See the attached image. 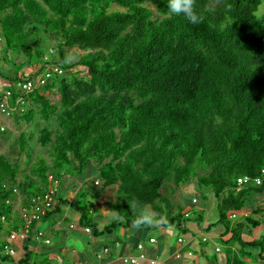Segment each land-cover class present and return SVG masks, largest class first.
Here are the masks:
<instances>
[{
	"label": "trees",
	"instance_id": "obj_1",
	"mask_svg": "<svg viewBox=\"0 0 264 264\" xmlns=\"http://www.w3.org/2000/svg\"><path fill=\"white\" fill-rule=\"evenodd\" d=\"M167 3L0 0V62L17 54L29 68L22 76L0 73L13 101L20 96L18 83L54 67L63 71L51 70L46 84L29 96L25 112L13 114L18 122L33 124L38 116L46 124L37 143L47 156L37 157L20 180V166L0 155V216L10 232L22 228L21 209L48 191L49 178L59 182L58 205L23 241L22 264L31 262L27 244L42 232L37 225L63 207L76 211L80 226L101 238L133 228L134 202L147 205L159 221L137 233L174 229L178 242L192 236V221L209 235L222 227L220 251H215L226 248L224 264L264 261V241L248 239L264 227V0H196L204 18L199 24L169 15ZM75 49L83 54L63 63ZM82 72L87 76L80 77ZM34 137L21 134L18 140L29 163L28 142ZM87 171L97 178L86 182ZM70 173L85 183V194L78 195L83 207L60 195ZM244 176L260 177L262 184L238 187ZM193 182L212 191L218 202L217 219L209 225L203 212L190 214L167 194L170 184L173 193ZM110 189L116 197L108 206L119 218L99 227L98 216L89 214L95 216ZM37 240L47 239L44 234ZM144 241L133 242L132 252L146 246ZM200 243L208 246V240ZM162 255L153 258L165 263ZM203 255L207 264H221ZM186 257L194 256L175 259ZM1 260L20 264L13 256Z\"/></svg>",
	"mask_w": 264,
	"mask_h": 264
},
{
	"label": "rangeland",
	"instance_id": "obj_2",
	"mask_svg": "<svg viewBox=\"0 0 264 264\" xmlns=\"http://www.w3.org/2000/svg\"><path fill=\"white\" fill-rule=\"evenodd\" d=\"M148 6L153 9L155 11V6L152 3H149ZM264 13V5L261 8V12L260 14ZM48 49V47H47ZM75 55H82L83 53L77 49L74 50ZM1 58V57H0ZM25 62V58L23 56H18L17 54H9V59L8 60H3L0 62V73H6V71H12L9 75L11 77H16L17 75H24V74H28L29 73V68L28 66H24L23 63ZM18 65V66H14V65ZM13 69V70H11ZM87 73L86 72H82L80 77H86ZM56 101H59V95H57L56 97ZM3 124L6 127V131L5 132H0V155L2 156H7L13 163H17L20 166V174H19V179L23 180L24 176L26 174H30L31 173V169L34 165V163L37 160V157L40 156H47L46 151L41 149L40 145L37 143V135L40 131L41 128H43L46 124L44 122H42L39 117L37 116L34 123L33 124H28L25 122H18L17 120H15V117H10V118H5L3 119ZM21 134H26L27 138L29 137L30 134H34L36 137L33 138L32 141L28 142V149H30L32 151V160L29 163L26 153H22L20 150V145L18 144V140L21 136ZM88 179L85 180L86 182L89 183V181L91 180H95V178H97V173L94 171H87L86 172ZM86 178V177H85ZM78 180V181H77ZM80 179H78L77 176H72V173H70V175H67L66 178H64L62 180V185H61V191H60V195L63 199H65L66 197H70L71 199H75L76 201H80V206L83 207V205L85 204L84 201L80 200L78 198V195H83L85 194V183L81 182L80 183ZM77 186V187H76ZM171 186L172 184H170L167 187V194L169 197H173V200L177 203L180 204L185 210H187L188 213L190 214H194V213H199V212H203L205 215V223L204 225H209L210 223L214 222L217 219V206H218V202L216 200V198L214 197L212 191H208L207 189L203 188V189H199L196 185V182H193L192 185H190L187 188H182L180 190H176L175 192L172 193L171 191ZM79 193V194H78ZM107 195H108V200L109 202H104L105 204H103L102 209L96 208V213L95 216L92 214H89V217L93 218V217H102V211H104L106 214L105 219L106 221L104 223H101L99 220H97V224L100 225L101 227L103 225H109L111 224L115 219H116V214L114 212L111 211V209L109 208L108 204H110L112 201H114L115 198H113V196H116V190L115 189H110L107 191ZM113 198V200H112ZM195 198L198 202L196 203V205L194 206L191 201L192 199ZM104 201V200H103ZM67 208L63 207L62 208V212L60 214H58V218H63L64 213L66 212ZM76 217L78 218V214L71 210L69 213V222L70 223H75V228L73 230H69L68 229V224L64 223V227L66 228L67 231V238L68 241H70V243H72V237L75 235V233L77 234H82L83 235V240L82 242H86V241H91V235L86 234L83 232V230H81L78 221H75ZM57 218V217H56ZM54 219V218H53ZM52 220V219H51ZM50 220V221H51ZM49 221V222H50ZM191 225H195L194 221L190 222ZM7 227V226H5ZM167 231L170 234V244L171 245H176L177 244V239L178 237H180L179 233L174 230V229H167L164 230L163 228H157V229H153L150 230L149 232H144L142 234L137 233L136 229L132 228L128 231H126L127 234L132 233L133 237H132V243L135 242L138 238H142L143 240H145V244L148 248H152L154 246L150 245L148 243V240L150 238V236H154L157 237L159 240H161L163 237V232ZM221 231H224V229L222 227H218L215 228L211 231V235L212 236H216L217 235H213V234H218L221 233ZM138 234V236H137ZM207 234V233H206ZM168 235V234H167ZM209 235V234H208ZM210 236V237H212ZM119 239V240H124V237H122L119 233L114 234V237L111 238L109 236L106 237H101L98 238V240L96 239V242H103L105 244H110L112 243L113 239ZM208 238V236H207ZM202 238L200 237L199 241ZM249 240H259V241H264V227H261L257 230H254L252 232V235L250 236V238H248ZM87 244V243H85ZM217 245H221L220 240H213L210 239L208 241V246L206 248H204L203 250L207 253V255L209 256V258H214L216 257L217 259H219L221 264L225 263V257L227 254V250L226 248H223V252L221 253H216L215 249ZM54 246V244L52 245V247ZM93 249L91 250V252L89 253V259L93 262L95 261V258L97 255H101L102 254V248L101 246H97L94 245V247H92ZM206 249V250H205ZM3 251V248H2ZM194 254V253H193ZM4 255H6L4 253ZM10 257H12V255H9ZM18 258L21 257V255L19 254L17 256ZM67 259H70L68 263L66 264H74L75 262V256L71 255V254H67ZM194 257H197L196 254H194ZM198 257L200 258V256L198 255ZM88 259V261H89ZM51 264L52 260L51 258H49L48 256H40L39 258H34V256L31 258V262L29 264ZM0 264H15L14 262H10V261H5L2 262L0 261ZM116 264H120L119 262H117ZM258 264H264V261H260Z\"/></svg>",
	"mask_w": 264,
	"mask_h": 264
},
{
	"label": "crops",
	"instance_id": "obj_3",
	"mask_svg": "<svg viewBox=\"0 0 264 264\" xmlns=\"http://www.w3.org/2000/svg\"><path fill=\"white\" fill-rule=\"evenodd\" d=\"M2 82H0V93H2L5 90H8L4 87H2ZM61 187V186H60ZM116 196H113L115 198ZM70 200H72L70 197H68ZM112 198V200H113ZM195 198L192 199V201ZM104 202H109L108 200V195L105 197L104 201L101 204V209L103 207ZM67 208L66 212L64 213L63 218H58V214H55L53 216H50V218L44 220L43 222L39 223L37 225V229L41 230L45 234V238L47 240H50V244H46L43 240H37L35 238L29 240V244H27V247L31 249L32 254H30L31 258L34 256V258H39L40 256H48L51 258L52 263L51 264H66L69 262L70 259H67V254H71L75 256V262L74 264H116L117 262L120 261V258L124 255L133 253V243H132V237L133 234H127L125 230H120L118 233L124 237V240H119V239H113L112 243L110 244H105L103 242H96V239L98 238L94 237L91 233H87L84 228H81L84 233L91 235V241H86L82 242L83 235L75 233V235L72 237V243L68 241L67 238V231L66 228L64 227V223L68 224V229L73 230L75 228V223H70L69 222V213L72 210L69 206H65ZM74 211V210H73ZM62 212V211H61ZM76 212V211H75ZM77 213V212H76ZM78 214V213H77ZM106 213L102 211V217L96 218L99 220L101 223H104L106 221L105 215ZM57 217V218H56ZM54 218V219H53ZM52 219V220H51ZM51 220V221H50ZM50 221V222H49ZM75 221L80 222V215L78 214V218L76 217ZM7 225H3V230H0V261L5 262L1 260L2 257L6 256L4 255V246L5 245H10L14 251L15 254L12 255L13 259H16L20 264H22V260L26 257V253L24 250V245L25 242L23 241H11L10 240V233L13 231H9L8 227H5ZM100 227V225H99ZM190 230L192 232V236L188 238V240L185 241V245L181 246L177 242L176 245H171L170 244V234L167 233L166 231L163 232V238L159 240L157 237H154L153 235L150 236V238H155L157 240V245L148 248L145 246V249L149 255L157 256L159 257L161 254L162 260H165V263L167 264H207L206 258H204L203 252H205L199 241L200 237L203 240L204 237L208 236V241L210 239L213 240H218L221 235L223 234L224 231H221V233L218 234H213L217 235L212 236L211 233L210 235L206 234L204 231H199L196 225H192L190 227ZM168 234V235H167ZM212 236V237H210ZM111 238L114 237V235L109 236ZM149 238V239H150ZM87 243V244H85ZM54 246L52 247V245ZM94 245L101 246L102 248V254L97 255L95 258V261H91L89 258V253L93 249ZM219 247V245L216 246V248ZM3 248V251H2ZM186 248V250H185ZM184 252L186 255L187 252H193L196 254L197 257H192V258H184L182 261L178 262L175 259V254L178 251ZM206 250V249H205ZM216 250V249H215ZM161 253V254H160ZM21 255L20 258H18V255ZM200 256V258L198 257ZM8 256V255H7ZM194 256V255H193ZM30 258V259H31ZM89 259V261H88ZM18 264V263H16ZM33 264H36L33 263Z\"/></svg>",
	"mask_w": 264,
	"mask_h": 264
},
{
	"label": "built area",
	"instance_id": "obj_4",
	"mask_svg": "<svg viewBox=\"0 0 264 264\" xmlns=\"http://www.w3.org/2000/svg\"><path fill=\"white\" fill-rule=\"evenodd\" d=\"M1 46H0V57H1ZM51 70H54L55 73L59 75L63 74V71L60 68L54 67ZM50 70V71H51ZM46 71L45 74L39 76L38 78L34 79V81H24L17 84V89L20 92V96L16 101H13V92L11 90H5L0 93V132H5L6 127L3 124V119L10 118L13 116L14 113H24L25 106L30 103L29 96L38 89L39 86H43L46 84L47 80L51 77V72ZM264 175V171L262 172ZM51 181V185L46 193L41 196L32 198L27 207H23L21 209V217L24 221V225L19 231H15L10 234L11 241H25L32 232H34L33 225L34 223L40 222L43 220L49 213H52L56 206L58 205V200L55 197L57 192V187L59 186V182L53 179L51 176L49 178ZM238 187H244L247 185L253 184L254 186H260L262 184V179L252 178L250 176H244L237 181ZM198 201L194 199L192 201L193 205H196ZM9 203V202H8ZM246 216V214H244ZM189 214H186L188 217ZM237 214H233L231 216L232 219H235ZM7 219L5 216H0V226L7 225ZM35 236L37 239H41L44 237L42 232H35ZM208 240L207 237L203 238V241L206 242ZM156 239L151 238L150 244H156ZM46 244H50V240H45ZM178 243L181 246H184L185 241L180 238ZM216 251H220L219 247ZM4 253L6 255H14L15 251L10 245L4 246ZM184 253L180 250L176 252L175 258L180 259L182 258ZM187 256H193L192 252H187ZM120 261H123L124 264H142L148 262L150 264H165L164 262L159 261V259H155L151 257L146 249L144 244H139L137 250L133 254H127L120 258Z\"/></svg>",
	"mask_w": 264,
	"mask_h": 264
},
{
	"label": "clouds",
	"instance_id": "obj_5",
	"mask_svg": "<svg viewBox=\"0 0 264 264\" xmlns=\"http://www.w3.org/2000/svg\"><path fill=\"white\" fill-rule=\"evenodd\" d=\"M196 0H168L167 9L171 16H183L188 22L192 24H199L203 21V16L195 9ZM230 8V5L228 6ZM78 59V56L72 52H68L63 63L71 64ZM133 211L134 219L132 227L140 229L141 226L151 227L155 223H159L154 219L152 210L147 205H139L134 202L130 205ZM117 219L119 217H116Z\"/></svg>",
	"mask_w": 264,
	"mask_h": 264
}]
</instances>
